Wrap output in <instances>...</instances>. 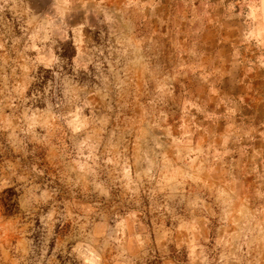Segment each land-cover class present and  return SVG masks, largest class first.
<instances>
[{"label": "rangeland", "instance_id": "obj_1", "mask_svg": "<svg viewBox=\"0 0 264 264\" xmlns=\"http://www.w3.org/2000/svg\"><path fill=\"white\" fill-rule=\"evenodd\" d=\"M255 24L264 0H0V264H264Z\"/></svg>", "mask_w": 264, "mask_h": 264}, {"label": "crops", "instance_id": "obj_2", "mask_svg": "<svg viewBox=\"0 0 264 264\" xmlns=\"http://www.w3.org/2000/svg\"><path fill=\"white\" fill-rule=\"evenodd\" d=\"M255 17V16H253ZM251 38L257 40L264 46V28L261 24H255L250 30ZM263 63H264V53H262ZM263 75H264V64L262 65Z\"/></svg>", "mask_w": 264, "mask_h": 264}]
</instances>
